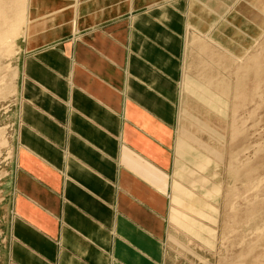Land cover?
<instances>
[{
	"label": "crops",
	"instance_id": "0c3cea01",
	"mask_svg": "<svg viewBox=\"0 0 264 264\" xmlns=\"http://www.w3.org/2000/svg\"><path fill=\"white\" fill-rule=\"evenodd\" d=\"M51 1L20 62L0 264H162L191 0H80L75 32L71 0Z\"/></svg>",
	"mask_w": 264,
	"mask_h": 264
},
{
	"label": "rangeland",
	"instance_id": "374dc122",
	"mask_svg": "<svg viewBox=\"0 0 264 264\" xmlns=\"http://www.w3.org/2000/svg\"><path fill=\"white\" fill-rule=\"evenodd\" d=\"M1 1L0 262L14 223L15 155L24 123L20 62L33 43L27 46L28 35L42 23L34 22L36 9L54 3ZM70 4L61 18L75 32L80 0ZM191 7L162 264H264V0H191Z\"/></svg>",
	"mask_w": 264,
	"mask_h": 264
},
{
	"label": "bare ground",
	"instance_id": "6f19581e",
	"mask_svg": "<svg viewBox=\"0 0 264 264\" xmlns=\"http://www.w3.org/2000/svg\"><path fill=\"white\" fill-rule=\"evenodd\" d=\"M1 1V0H0ZM19 2H22V0H20ZM1 3H2V1H1ZM17 4V3H16ZM19 4V3H18ZM3 6V5H2ZM16 6V5H15ZM19 6V5H18ZM17 6V7H18ZM3 8V7H2ZM19 8V7H18ZM0 9H1V7H0ZM5 10H6V7L4 8ZM17 9V8H16ZM21 9H22V7H21ZM2 11H3V9H1ZM17 11H18V9H17ZM16 12V11H15ZM0 14H1V12H0ZM7 14V13H6ZM1 16H4V15H1ZM18 16V15H17ZM19 17V16H18ZM5 18V17H4ZM11 18V17H10ZM6 19V18H5ZM18 19H20L21 20V18H18ZM21 22V21H20ZM7 23V22H6ZM15 23V22H14ZM2 25V24H1ZM5 25V24H4ZM13 28H15L14 27V25H13ZM12 28V29H13ZM18 28V27H17ZM3 29H4V27H3ZM9 30H10V28H9ZM14 30V29H13ZM6 31V30H5ZM15 31V30H14ZM12 34V33H11ZM5 35V34H4ZM4 35H0V37L2 36V38L1 39H3L4 37ZM10 35V34H9ZM15 35V34H14ZM12 36H13V34H12ZM14 37V36H13ZM7 40H9V39H7Z\"/></svg>",
	"mask_w": 264,
	"mask_h": 264
}]
</instances>
